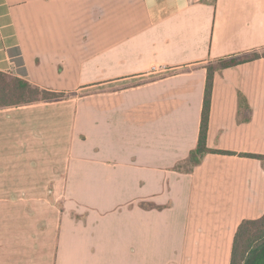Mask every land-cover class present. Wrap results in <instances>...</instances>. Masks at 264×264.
I'll return each instance as SVG.
<instances>
[{"label": "crops", "instance_id": "obj_1", "mask_svg": "<svg viewBox=\"0 0 264 264\" xmlns=\"http://www.w3.org/2000/svg\"><path fill=\"white\" fill-rule=\"evenodd\" d=\"M263 49L264 0H0V71L69 95L3 108L0 177L27 196L0 204L23 216L0 213V264H230L264 214V56L215 72L186 161L207 65Z\"/></svg>", "mask_w": 264, "mask_h": 264}, {"label": "trees", "instance_id": "obj_2", "mask_svg": "<svg viewBox=\"0 0 264 264\" xmlns=\"http://www.w3.org/2000/svg\"><path fill=\"white\" fill-rule=\"evenodd\" d=\"M260 56H264V49L260 53L253 52L248 55L219 59L216 63L207 65L198 141L186 161L190 168L200 163L208 151L205 141L215 72ZM68 96L67 93L41 88L27 80L0 71V107L54 101ZM245 155L258 158L264 163V155ZM230 264H264V214L257 219H244L239 223L233 240Z\"/></svg>", "mask_w": 264, "mask_h": 264}, {"label": "rangeland", "instance_id": "obj_3", "mask_svg": "<svg viewBox=\"0 0 264 264\" xmlns=\"http://www.w3.org/2000/svg\"><path fill=\"white\" fill-rule=\"evenodd\" d=\"M7 99V98H5ZM7 107H11V106H1L0 108V116L2 117V115H4L7 111V109H3V108H7ZM58 157V159L60 160L61 158H63V154L61 152H56L53 153L51 150V147H46V153H45V158L48 159H52V157ZM41 160V159H40ZM53 162V161H51ZM49 162V163H51ZM40 163L41 161H39L37 159L36 156H30L28 161H24L23 163H20L21 167L23 168V171L26 173V175L24 176V178L20 179L19 181L24 182V185H26L27 183L32 184H37L40 180H42L41 176H42V169L40 170ZM48 163V162H47ZM19 163H13V166H18ZM57 165H59L58 163H56ZM49 165V164H48ZM8 166H12V163L6 160H0V174H5L6 170H8ZM49 168V167H48ZM39 175V177H38ZM7 181H9V179L6 178H2L0 177V185L3 184L5 185V187H1L0 186V204L1 203H5V202H10V201H16L17 197H26L27 195L25 194H21V193H16V192H11L8 188H6V185L9 184ZM52 180H50L48 177L46 178V185L47 186H51ZM30 196V195H29ZM47 197H53L52 194H47ZM2 209H0V213H10V218H13L15 221H17V223H22V219L23 216L17 215L16 212L17 211H13L14 213L12 214V211H1ZM34 211H31V214ZM30 214V219H35L37 218V216L35 215L34 217ZM1 216V215H0ZM26 218V217H24ZM24 224H26V222H24ZM36 259V258H30V264H32V261Z\"/></svg>", "mask_w": 264, "mask_h": 264}]
</instances>
